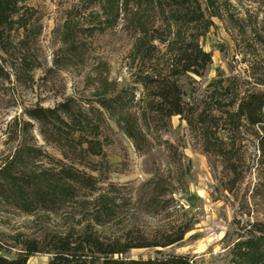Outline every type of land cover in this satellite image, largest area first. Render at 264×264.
Masks as SVG:
<instances>
[{"label":"rangeland","instance_id":"rangeland-1","mask_svg":"<svg viewBox=\"0 0 264 264\" xmlns=\"http://www.w3.org/2000/svg\"><path fill=\"white\" fill-rule=\"evenodd\" d=\"M76 1L26 0L28 11L23 7L24 17H14L1 42L0 167L24 145L29 151L23 176L48 172L94 182L54 213L37 207L28 214L0 197V257L15 260L24 242L48 250L54 236L76 235L90 225L102 240L122 245L164 246L182 238L114 259L145 261L160 252L188 257L193 264L226 262L231 243L248 236L252 226H264L262 134L225 115L235 112L238 92L264 95V0H200L214 17L197 45L212 63L201 78L181 81L185 101L198 111L215 100L219 104L222 114L214 115L223 120L206 138L179 117L171 118L166 133L148 131L136 84L141 66L128 55L131 33L122 21L111 28L102 24L105 19L94 21L91 9H76ZM139 10L143 17L150 14L145 6ZM20 17L25 31L16 25ZM92 26L105 31L87 37ZM155 45L159 60L145 65L148 73L165 67L172 55L169 45ZM110 96H119L123 106L112 113L99 105ZM60 104L70 110L57 113L62 121L49 118L41 126L28 117L33 109L55 110ZM76 120L87 128L82 134ZM90 145L93 151L87 153ZM99 197L110 215L95 226ZM51 258L37 253L27 264H49Z\"/></svg>","mask_w":264,"mask_h":264},{"label":"trees","instance_id":"trees-1","mask_svg":"<svg viewBox=\"0 0 264 264\" xmlns=\"http://www.w3.org/2000/svg\"><path fill=\"white\" fill-rule=\"evenodd\" d=\"M25 1L0 0V45L4 36L12 31L14 17L18 15L24 17L20 12L25 7L23 6ZM76 3L78 10L88 6V9H91L89 16L94 21L105 19L102 24H109V28L122 21L125 24L124 31L131 33L132 43L128 55L141 66L136 84L142 90L139 100L140 118L146 123L148 131L150 129L157 135L168 132L169 122L173 117H179L186 122L189 129L198 130L205 135V138L208 130L219 126L218 123L223 120V116L214 115L222 114L217 100L211 108L198 111L199 108L185 101L181 81L182 77L201 78L203 71L212 63L210 54L203 52L197 45L198 40L213 26L214 16L203 2L200 0H77ZM142 6H145L149 15L144 17L140 15L139 9ZM25 10L28 11L26 7ZM21 17L16 25L25 31L26 23ZM103 31L104 28L92 26L86 28L85 33L87 37H92L100 36ZM24 43L21 42L23 47H25ZM155 43L158 46L169 45L172 55L165 67L161 69L154 67L148 73L144 68L145 65L152 66L153 62L159 60L157 55L160 54V49ZM73 47L72 45L69 48V52L76 51ZM24 62H26L25 57L22 63ZM235 95L233 100L236 105L235 112L231 115L225 114L228 116L227 120L232 118V123L256 129L257 135L262 134L259 142L264 146V95L239 92ZM99 105L109 113L115 112L116 107H123L119 96H110L108 100L103 98ZM67 112H70L67 104H60L55 110L33 109L28 112V117L42 126L43 121L49 118L57 122L62 121L57 113L64 115ZM76 121L78 134H82L87 128L81 121ZM23 126L30 125L23 123ZM92 130L96 131L97 128ZM124 132L132 138L128 131ZM164 142L167 144V149H172L173 144ZM87 150V153L93 151L91 145ZM27 151H29L27 147L20 145L10 159L0 167V197L10 201L14 207L28 214L37 207L45 212L54 213L72 202L81 189L92 188L94 181L90 178L62 179L48 172L33 177L23 176L21 167L26 164ZM91 154L97 156L94 152ZM109 215L110 210L103 198L95 199L92 223L101 226L103 217ZM89 228L90 225L86 226L76 235L68 233L62 237L54 236L48 250H40L35 242H24L22 244L24 252L19 253L15 260L0 257V264H27L30 256L42 252L52 255L49 264H193L188 257L159 256L160 252H155L153 259L145 261L114 259L115 256H125L133 249L171 246L182 238L172 240L164 246L145 243L122 245L117 241L102 240ZM227 248V261L220 264H264V226L261 224L252 226L248 236L239 238Z\"/></svg>","mask_w":264,"mask_h":264}]
</instances>
